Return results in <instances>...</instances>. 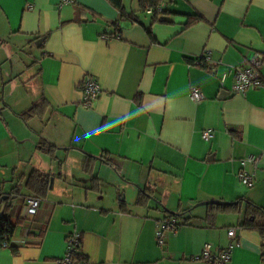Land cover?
<instances>
[{
    "label": "crops",
    "instance_id": "obj_1",
    "mask_svg": "<svg viewBox=\"0 0 264 264\" xmlns=\"http://www.w3.org/2000/svg\"><path fill=\"white\" fill-rule=\"evenodd\" d=\"M60 1L0 0V218L15 225L0 264H55L73 232L94 264H209L192 259L205 244L214 254L233 244L228 264H264L261 233L241 228L249 202L264 211V61L261 87L232 91V68L264 55V0H164L166 22L139 0H123L131 20L109 0ZM89 76L101 92L87 107ZM41 101L43 115L24 121ZM249 156L251 187L239 178ZM33 170L50 185L30 217ZM170 215L180 225L159 243Z\"/></svg>",
    "mask_w": 264,
    "mask_h": 264
},
{
    "label": "built area",
    "instance_id": "obj_2",
    "mask_svg": "<svg viewBox=\"0 0 264 264\" xmlns=\"http://www.w3.org/2000/svg\"><path fill=\"white\" fill-rule=\"evenodd\" d=\"M75 2V0H61L59 6L62 7L65 4H70ZM165 3L163 2L157 9L161 12L164 9ZM149 13H153V10H149ZM212 61L210 52L205 53L201 56L197 63L200 65L209 64ZM264 61V55L262 53H255L247 57L244 65L233 67L234 73V85L232 91L234 93L245 94L249 89H255L262 86V75L260 67ZM227 74L224 73L221 76L222 84L226 81ZM101 92V87L94 77H87L83 82L82 94H83V104L87 107L91 106L93 102L98 98ZM191 97L195 101H200L206 98L202 90L198 88H193L191 91ZM212 137L211 130H205L203 132V138L209 140ZM259 159L255 156H249L242 160V169L239 173V178L241 182L247 186L251 187L254 183V176L248 173L246 166L251 163L257 166ZM42 199L36 196H28L26 198V211L27 215L33 217L40 208ZM156 230V236L159 243H163V237L165 232L173 230L175 231L179 225L180 221L177 217H170L160 220ZM236 228H229L228 236L236 237ZM82 238L80 232H73L67 236L66 240V253L61 258L57 259L55 264H94L87 261L80 260L78 258L79 249L81 246ZM238 245V243H236ZM4 246H7L5 244ZM234 245L231 244L228 248L218 252L213 253L210 244H205L202 249L201 255L199 257H193V260H204L209 264H228L231 256L232 249Z\"/></svg>",
    "mask_w": 264,
    "mask_h": 264
},
{
    "label": "trees",
    "instance_id": "obj_3",
    "mask_svg": "<svg viewBox=\"0 0 264 264\" xmlns=\"http://www.w3.org/2000/svg\"><path fill=\"white\" fill-rule=\"evenodd\" d=\"M118 10L120 13V18L123 20H131L136 17L135 12H127L125 7L123 6V0H109ZM164 2V0H139V9L141 12H148L149 10H153V16L155 18V22L161 21V22H166V20L160 19V16L164 13L163 11L159 12L157 11L158 7ZM149 13V12H148ZM196 18L194 19V21ZM115 25L117 23H114ZM46 109V104L45 102L41 101L38 103L33 104L29 109L26 111L22 112L20 114L21 118L24 121H28L32 117L35 116H42L44 113V110ZM39 148L51 155L54 156V152L56 149V146L50 144L46 140H42L41 143L39 144ZM105 162H107L110 165L114 164L108 160L105 159ZM91 160L89 159L87 162L86 166V171L92 173L93 171V166L90 165ZM96 181V178H93V182ZM49 185H50V177L47 174L40 173L37 170H33L27 180V187L29 190L33 193L31 196H36L42 199V197H45L49 191ZM142 197L138 199V202H143V198L147 196H151V192L148 189L142 190ZM212 209L218 210V211H225L229 207L227 206H220V205H211L210 206ZM234 208H238V206H232ZM216 214V213H215ZM170 217H172L170 215ZM264 211L249 202L248 208L246 211V217L244 219V222L241 225V228H251V229H257L264 240ZM15 229V225L6 217L0 218V248H2L5 244L8 245V242L10 241V238L13 236ZM78 258L80 260H85L82 258L81 254H78Z\"/></svg>",
    "mask_w": 264,
    "mask_h": 264
},
{
    "label": "water",
    "instance_id": "obj_4",
    "mask_svg": "<svg viewBox=\"0 0 264 264\" xmlns=\"http://www.w3.org/2000/svg\"><path fill=\"white\" fill-rule=\"evenodd\" d=\"M40 41H42V39H40ZM39 40L37 41V45L39 44L38 43ZM231 202H227V201H221V200H208L206 202H204L205 205H208V204H230Z\"/></svg>",
    "mask_w": 264,
    "mask_h": 264
}]
</instances>
